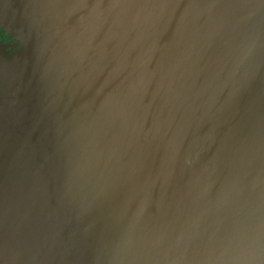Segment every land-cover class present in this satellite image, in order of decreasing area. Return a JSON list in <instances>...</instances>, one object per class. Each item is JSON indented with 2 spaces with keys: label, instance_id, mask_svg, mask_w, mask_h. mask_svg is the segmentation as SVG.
<instances>
[{
  "label": "water",
  "instance_id": "water-1",
  "mask_svg": "<svg viewBox=\"0 0 264 264\" xmlns=\"http://www.w3.org/2000/svg\"><path fill=\"white\" fill-rule=\"evenodd\" d=\"M0 30V264H264V0H0Z\"/></svg>",
  "mask_w": 264,
  "mask_h": 264
},
{
  "label": "flooded vegetation",
  "instance_id": "flooded-vegetation-1",
  "mask_svg": "<svg viewBox=\"0 0 264 264\" xmlns=\"http://www.w3.org/2000/svg\"><path fill=\"white\" fill-rule=\"evenodd\" d=\"M13 43L14 41L11 40V38L7 34L2 33L0 30V46ZM6 51H8V49Z\"/></svg>",
  "mask_w": 264,
  "mask_h": 264
}]
</instances>
